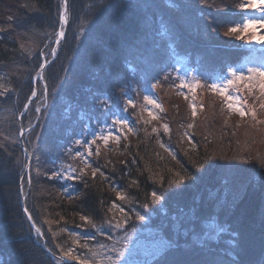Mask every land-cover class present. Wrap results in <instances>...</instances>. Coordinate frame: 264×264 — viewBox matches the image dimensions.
I'll return each instance as SVG.
<instances>
[{
  "label": "trees",
  "instance_id": "16d2710c",
  "mask_svg": "<svg viewBox=\"0 0 264 264\" xmlns=\"http://www.w3.org/2000/svg\"><path fill=\"white\" fill-rule=\"evenodd\" d=\"M62 2L0 0V260L66 264L59 257L65 258L63 248L73 245L72 232L95 235L93 225H106L118 185L139 207L152 205L153 191L162 194V209H155L151 219L177 227L170 241L178 246L152 264H233V232L239 234V264H264L259 90L250 94L242 88L246 107L256 110L253 121L229 113L207 87L228 66L240 67L259 54L246 42L249 38L225 35L229 27L242 26L244 1L65 0L64 36L52 55ZM176 56L202 84L195 147L180 136L192 117L171 71ZM42 59L50 61L32 84ZM151 84L169 126L162 140L175 155L141 129L123 152L99 155L107 180L86 170L70 186L53 175L66 161L78 163L73 140L83 136L88 121L111 115L113 107L121 111L128 96L140 102L141 88ZM105 96L113 106L101 112L97 97ZM21 197L42 239L22 211ZM209 223L214 237L205 234Z\"/></svg>",
  "mask_w": 264,
  "mask_h": 264
},
{
  "label": "rangeland",
  "instance_id": "374dc122",
  "mask_svg": "<svg viewBox=\"0 0 264 264\" xmlns=\"http://www.w3.org/2000/svg\"><path fill=\"white\" fill-rule=\"evenodd\" d=\"M243 5H246L248 0H243ZM241 6V13H244L245 9ZM244 10V11H243ZM244 18H255L257 20H264V12L260 11H253L251 8L247 9L244 13ZM257 34L264 35V28H257ZM246 38L250 39V33ZM55 45L53 48L56 49L57 47V41H54ZM251 45L255 46L254 48L260 51L259 57H250L248 60H246L247 66H259L260 64L264 63V45H257L255 43H252ZM52 48V49H53ZM51 54L52 53L51 50ZM175 63L173 65V68L171 71H173V75L175 76V80L177 82V87L181 83V79H185L187 83H195L196 81H199V87L202 86L201 81L196 77L194 74V71L192 68H190L187 65V62L183 58H179L176 56ZM50 61V60H49ZM245 65V66H246ZM40 69L37 73L33 75L31 78L32 84L36 82V80L39 78ZM227 72V71H226ZM225 72V74H226ZM1 78V76H0ZM220 76L216 77L211 83L219 82ZM210 83V84H211ZM0 84H2L0 82ZM210 84L207 85L208 88H210ZM197 87L195 91L190 92L187 87L181 89L180 93H182V96L185 98V95H187V99H185L188 109L191 113V122L190 124L193 126L191 129L188 128V125L183 128L181 131L180 136L188 141V137L193 136V131L195 130L194 127L196 125L197 119L199 117V114L202 110L201 106V97L198 95V89ZM242 88L244 87L243 83H237L233 86L231 89L233 95H239L242 99ZM248 90V89H247ZM255 90V89H253ZM142 96L140 98V102L138 99L134 97L128 96L127 98L131 99L134 102V106H128L126 104V100L123 103V108L121 111H119L116 107L112 108L111 115L106 114L107 117L102 118L99 120L98 118H93L92 123H89V121L86 123L85 128H83V136L79 133L78 138L82 140L81 145L78 148L79 155L73 156V158H78V163H71L69 161H66L65 163H62L59 167L60 172V178L63 182L67 183L71 186V183L73 180H64L63 176L65 174H72L76 176L78 172H80V169H83L84 171L89 170L92 172L93 170L99 169L97 172H102V170L99 168L101 167V164L99 161H97V158L100 154H108V153H120L123 152L126 147H128L129 142L132 137H136L138 135V132L141 129H146L150 133H153L158 140H160L161 145H163V149L167 151L171 155H175V153L171 150L170 146L166 144L161 137V133L165 136L169 135V126L163 119V106L161 102L159 101V98L157 97V94L155 92V89L151 85L143 86L141 88ZM215 94V93H214ZM217 97L221 98L218 94ZM148 96L153 101L156 102V104L159 105V107L154 105H147L145 104L144 97ZM31 99H34L35 96H30ZM255 98L259 99V93L256 94ZM222 100V99H221ZM222 104L225 105L222 101ZM195 106L196 109V115L193 117L192 115V106ZM113 106L112 104L110 105ZM226 106V105H225ZM125 108H127V111H125ZM130 109L132 112H130ZM149 111L152 112L153 116H155V119H153L152 116H149ZM235 114V113H231ZM237 115V114H236ZM239 118H241L239 115H237ZM124 118L127 119L130 125L129 127H125L123 125L113 126L111 124L112 119L114 118ZM80 119L83 120V117ZM86 121V120H85ZM147 122V123H146ZM164 125L168 126V132L165 133L164 131ZM119 127L121 130L119 132L116 131V128ZM111 129L112 133L118 137L117 139L110 138L107 142H105L102 139H97L95 143H88L87 141H91L95 139L96 135H108L109 130ZM153 129H156L155 132H153ZM264 131V128H262ZM196 134V131H195ZM199 134L202 135L199 131ZM76 140V139H75ZM73 140V142H75ZM193 143H189L188 145L191 147H195V141L192 138ZM89 151L91 152V155H89ZM114 188L116 190H119L120 193L123 195L121 189L118 185H114ZM117 205L116 208H111V218L115 217L116 219L120 218L119 213V207L123 206L126 210L130 209L131 213H136L137 211H140V214L145 216V220L142 222L135 221L134 217L131 221H129V225H127L128 231L131 233V238L125 241L123 239L124 232L122 230H116V229H109L107 227V224L104 225V231H110L112 234L105 238L103 235L98 234L95 229V235H84L82 232H72L73 236V245H70L67 248H63L64 251H68L71 249L73 251L74 255H79L81 257H87L90 261H92V264H97V262L100 259H105L107 256L111 255L114 258V253H110L108 251L109 248H115L117 250L123 249L126 253L125 259L128 261H131L132 264H152L153 261H155L159 256H155V253L157 252L161 239H167L170 241L173 234L177 232V227H168V223H162L159 220H152L151 216L154 214V210H161L162 205L160 204V201L153 202L152 205L149 206V209L147 212L143 211L142 207H139L130 201L129 199H125V201H117L115 202ZM163 212V211H162ZM162 219V217H161ZM101 227V226H100ZM97 227V228H100ZM205 234L209 237H214L213 229L214 226L212 224H205ZM133 228L135 230H133ZM211 235V236H210ZM195 238V236H193ZM202 237L201 239H203ZM44 245V243H42ZM41 244V245H42ZM103 244L104 247L101 248L100 245ZM45 247V246H44ZM62 248V247H61ZM155 257V258H154ZM64 260V263L71 264L70 262H74L72 260H68L66 257H59ZM54 259V258H52Z\"/></svg>",
  "mask_w": 264,
  "mask_h": 264
},
{
  "label": "snow or ice",
  "instance_id": "6c2138e0",
  "mask_svg": "<svg viewBox=\"0 0 264 264\" xmlns=\"http://www.w3.org/2000/svg\"><path fill=\"white\" fill-rule=\"evenodd\" d=\"M245 11L249 8H251L253 11H260V12H264V0H248L246 5L242 6ZM60 24L63 25L65 23V17L64 14L61 13L60 15ZM264 28V20H257L255 18H246L243 23L242 26H233V27H229L228 31L225 33V35H232L235 34L236 35V39L237 40H243L245 39L248 34L250 33V39H248L246 42L248 43H255L257 45H264V35H260L257 34V28ZM64 36V32L60 31L57 33V43H59L60 38H62ZM77 39H79V37H77ZM56 49L53 48L52 49V53L55 54ZM45 68V64L41 63L40 64V69L43 70ZM243 83L244 87L248 89L249 93L251 94L253 89H258L259 90V107L260 109H264V63L260 64L259 66H241V67H237V68H233L231 66H228L227 68V72L224 75H221L219 78V82H214L210 84V89L213 93L218 94L223 103L226 105L227 110L229 113H235L237 115H239L241 118H244L246 116H250L252 118L253 121H256V110L255 108H247L246 107V101H241V97L239 95H233L231 89L233 88L234 85H236L237 83ZM199 81H196L195 83H187L185 79H181V83L178 85V87H180L181 89L187 87L188 90L190 92L195 91V89L197 87H199ZM153 88L156 87L155 84L152 85ZM55 94V93H54ZM33 95H35V93H33ZM98 100H100V104L98 105L99 109L101 112H106L110 110V105H111V101L109 100V98L107 96L101 98V97H97ZM185 99H187V95H185ZM144 101L145 104L147 105H154L156 104L155 101H153L150 97L145 96L144 97ZM126 104L128 106H134V102L126 97ZM157 107H159L158 104H156ZM27 107V105L25 106ZM37 111H40V109H37ZM125 111H127V108H125ZM149 116H152L153 119H155V116H153L152 112L149 111L148 113ZM192 115L193 117L196 115V109L195 106H192ZM258 123H264V121H257ZM147 123V122H146ZM111 124L113 126H118V125H123L125 127H129V122L127 119L124 118H114L111 121ZM193 126L191 124L188 125V128L191 129ZM121 129L119 127L116 128V131L119 132ZM156 129H153V132H155ZM164 131L165 133L168 132V126L164 125ZM110 138L113 139H117L118 137L115 136L111 129L109 130V134L108 135H96L95 139L91 140V141H87L88 143H95V141L97 139H102L105 142H107ZM188 141L189 143H193L192 138L188 137ZM75 144L76 145H81L82 144V140L80 138H77L75 140ZM161 147H163V145H161ZM71 149H69V153H71ZM172 153L170 152V155ZM76 155H79V153L77 152ZM89 155H91V152L89 151ZM175 158V157H174ZM97 171H99V169L93 170L91 173V176L93 178L96 177L97 175ZM53 175L59 176L60 173H54ZM84 175V170L80 169V176H74L72 174H65L63 176L64 180H78L80 178H82ZM100 175L102 177H104V173L100 172ZM52 177L50 176L49 179H51ZM105 180H107V177H104ZM181 180H183V177L181 178ZM133 183H136L135 181H133ZM85 186H87V183L85 182ZM67 191V190H65ZM152 200L153 202L159 201L161 199V195H158L156 191L152 192ZM69 198L71 199V196H69ZM126 197L124 195H122L120 193L119 190L116 191V200L118 201H125ZM112 208H116L117 205L115 203L112 204L111 206ZM143 211L147 212L149 209V205L148 204H143L142 206ZM109 211H111V208L109 209ZM25 212H28V209H25ZM119 213H120V218L116 219L115 217H113V219H109L106 221L107 227L109 229H116V230H122L124 232V236L123 239L125 241H127L128 239L131 238V233L128 231L127 225H129V221H131L134 217L135 221L137 222H142L145 220V216L140 214V211H137L136 213H131L130 209H125L123 206L119 207ZM29 220H32L33 217L31 215L28 216ZM80 219L82 221H85L86 223L87 218L83 215H81ZM32 228L35 231V235L38 239H42V233L40 228L35 227V225H32ZM93 228L95 229V231L100 234L103 235L105 238H107L108 236H110L112 233L110 231H104V226L102 225L100 228H96L95 225H93ZM133 230H135L133 228ZM219 231H223V229H220ZM232 237L233 239L231 240V244L233 246L234 251L229 253L230 258L233 261V264H239V260H238V251H235V249L238 248V237L239 234L236 232L232 233ZM178 246L175 245L172 241H169L167 239H161L160 241V246L157 250V252L155 253V256H160L162 257L163 255H166V253L172 249L173 247ZM200 246L203 247V241H201ZM101 248L104 247L103 244L100 245ZM108 251L110 253H114V258L113 256L109 255L107 256L106 260L105 259H100L97 264H132L131 261H128L125 259L126 253L123 249H115V248H109ZM64 256L68 259V260H72L75 261L76 264H92V261H90L87 257H81L79 255H74L73 251L71 249H69L68 251L64 252ZM155 258V257H154ZM0 264H4V262L2 260H0Z\"/></svg>",
  "mask_w": 264,
  "mask_h": 264
},
{
  "label": "water",
  "instance_id": "95a60500",
  "mask_svg": "<svg viewBox=\"0 0 264 264\" xmlns=\"http://www.w3.org/2000/svg\"><path fill=\"white\" fill-rule=\"evenodd\" d=\"M62 5H63V8H62V11H64L65 10V6H66V2H65V0H63V2H62ZM58 32H60V31H58ZM44 63V62H43ZM45 64V63H44ZM42 72V70L40 69V72L39 73H41ZM21 148L22 149H24V145L21 143ZM28 167H26V169H27ZM20 201H21V209H22V211H23V213L25 214V216L28 218V215H27V213L25 212V208H24V206H23V197H21V199H20ZM29 224H30V226L32 227V225H34L30 220H29ZM41 247L43 248V249H45V247L43 246V245H41ZM64 262V261H63ZM70 263H72V264H76V263H74V262H70Z\"/></svg>",
  "mask_w": 264,
  "mask_h": 264
}]
</instances>
